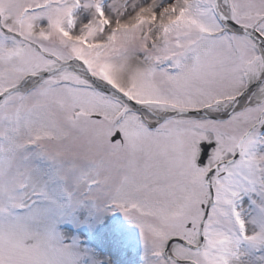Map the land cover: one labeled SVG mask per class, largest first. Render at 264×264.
Listing matches in <instances>:
<instances>
[{
	"label": "snow or ice",
	"instance_id": "snow-or-ice-1",
	"mask_svg": "<svg viewBox=\"0 0 264 264\" xmlns=\"http://www.w3.org/2000/svg\"><path fill=\"white\" fill-rule=\"evenodd\" d=\"M264 264V0H0V264Z\"/></svg>",
	"mask_w": 264,
	"mask_h": 264
},
{
	"label": "rangeland",
	"instance_id": "rangeland-1",
	"mask_svg": "<svg viewBox=\"0 0 264 264\" xmlns=\"http://www.w3.org/2000/svg\"><path fill=\"white\" fill-rule=\"evenodd\" d=\"M130 264H139V255L129 257Z\"/></svg>",
	"mask_w": 264,
	"mask_h": 264
}]
</instances>
